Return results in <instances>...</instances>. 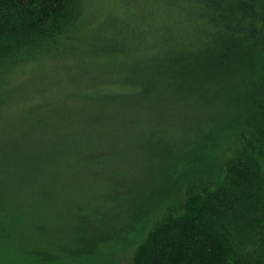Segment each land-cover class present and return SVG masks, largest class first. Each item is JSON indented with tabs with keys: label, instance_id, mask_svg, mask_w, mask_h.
<instances>
[{
	"label": "trees",
	"instance_id": "obj_1",
	"mask_svg": "<svg viewBox=\"0 0 264 264\" xmlns=\"http://www.w3.org/2000/svg\"><path fill=\"white\" fill-rule=\"evenodd\" d=\"M164 85L217 126L74 210L83 136ZM0 264H264V0H0Z\"/></svg>",
	"mask_w": 264,
	"mask_h": 264
},
{
	"label": "rangeland",
	"instance_id": "obj_2",
	"mask_svg": "<svg viewBox=\"0 0 264 264\" xmlns=\"http://www.w3.org/2000/svg\"><path fill=\"white\" fill-rule=\"evenodd\" d=\"M90 67L88 68L92 70ZM152 93L153 97L152 94L148 96L150 103L145 105V109L135 111L127 105L121 119L105 123L107 127L103 126V133L94 131L92 138L83 136L85 141L92 142V195L87 192L88 185L76 184L79 176L76 169H72L70 174L76 181L68 203L74 210L84 209L92 197V212H95L100 196L108 197L114 182H122L124 189L129 184H135V188L141 185L151 186L174 169H182L180 162L177 166L173 165L172 160L180 155L185 144L196 139L200 133L196 127L200 125L199 128L203 129L208 125L217 126L219 122L221 114L216 109L205 119L198 118L200 123L197 117L195 119L194 115H189L193 108H197V104L186 106L184 104L188 101L178 100L176 96L182 93L180 89L164 85L156 87ZM157 96L159 100L154 101ZM182 97L183 94L179 96ZM129 121H133L132 125ZM117 125L118 130L113 129ZM78 143L80 150L83 143L81 141ZM133 191L137 193L138 190ZM173 201H176L174 196L166 198V204ZM107 207L108 202L102 211H106ZM122 261L126 260L122 258Z\"/></svg>",
	"mask_w": 264,
	"mask_h": 264
}]
</instances>
